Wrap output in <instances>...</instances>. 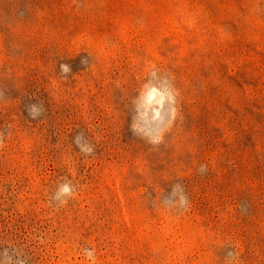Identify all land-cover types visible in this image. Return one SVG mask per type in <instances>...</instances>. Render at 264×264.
I'll list each match as a JSON object with an SVG mask.
<instances>
[{
  "label": "rangeland",
  "instance_id": "rangeland-1",
  "mask_svg": "<svg viewBox=\"0 0 264 264\" xmlns=\"http://www.w3.org/2000/svg\"><path fill=\"white\" fill-rule=\"evenodd\" d=\"M0 264H264V0H0Z\"/></svg>",
  "mask_w": 264,
  "mask_h": 264
},
{
  "label": "clouds",
  "instance_id": "clouds-1",
  "mask_svg": "<svg viewBox=\"0 0 264 264\" xmlns=\"http://www.w3.org/2000/svg\"><path fill=\"white\" fill-rule=\"evenodd\" d=\"M61 67H62V69H67L68 68L67 65H62ZM71 192H72V189H71V187L67 183L62 184L59 187V189H58L57 198H58V196L60 194H63V195H71Z\"/></svg>",
  "mask_w": 264,
  "mask_h": 264
}]
</instances>
